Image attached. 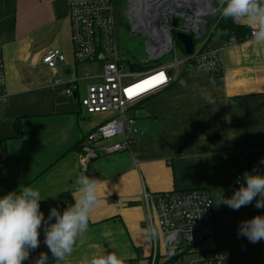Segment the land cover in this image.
I'll return each instance as SVG.
<instances>
[{
	"label": "crops",
	"instance_id": "1",
	"mask_svg": "<svg viewBox=\"0 0 264 264\" xmlns=\"http://www.w3.org/2000/svg\"><path fill=\"white\" fill-rule=\"evenodd\" d=\"M67 11L68 0H0V95L6 96L0 105V195L23 187L38 190L40 210L47 217L50 208L61 210V194L68 193L72 202L77 198L81 173L94 177L99 202L90 212L88 229L58 264H80L102 251L115 252L125 262L149 264L153 242L144 232L142 193L205 189L212 201L214 235L197 250H219L230 264H264V241L251 244L236 233L239 222L264 215V208L249 204L233 211L218 205L221 191L228 198L240 186L232 175L234 155L245 157L241 177L253 169L264 173V46L248 37L253 29L235 22L248 30L243 41L218 39L209 46L219 51L220 77L183 70L167 89L127 109L132 111L125 112L131 130L134 123L146 122L129 150H98L97 158L86 163L80 158L82 141L113 114L88 115L80 105L92 83L79 81L100 82L99 68L95 74L91 64L74 62ZM48 49L64 56L55 69L41 63ZM88 70L92 77L86 79ZM56 79L64 86L76 81L74 94L54 88ZM205 95L213 102L207 103ZM120 141L112 138L97 146ZM38 239L39 247L23 264L48 253L42 232ZM157 242L154 262L163 258L168 264Z\"/></svg>",
	"mask_w": 264,
	"mask_h": 264
},
{
	"label": "built area",
	"instance_id": "2",
	"mask_svg": "<svg viewBox=\"0 0 264 264\" xmlns=\"http://www.w3.org/2000/svg\"><path fill=\"white\" fill-rule=\"evenodd\" d=\"M224 3L225 0H162L152 8L147 0V8L151 12L149 23H154L155 28L151 26L150 30L145 31L150 43L146 48L145 60L140 61L146 63L158 60L166 54H172L173 60L153 69L139 71L129 68L127 72L116 41V20L111 1L68 0L67 17L70 23L73 60L78 64L99 65V76L96 75V78L100 82L86 87L80 105L88 115L104 113L116 115L82 141L80 145L82 161L87 163L97 158L98 150L106 154L129 150L133 143L132 121L126 118V110L167 89L183 70L204 71L210 75L220 74L219 51L211 49L206 41L212 38L208 26L212 23L215 27L220 21L222 17L220 10ZM135 10H139L136 4L128 11L130 19L135 17ZM177 34L191 36L193 43L196 40H203V46L197 52L193 46L190 55H185L181 46L184 56L177 59L174 54ZM248 37L252 38V31ZM154 41H164L165 45L158 52H152L151 44ZM63 61L64 56L58 49H48L41 58V63L49 69H55ZM83 76L87 79L92 77V73L88 70ZM64 85L59 79L53 82L54 88L64 87L66 95H73L76 81ZM3 86L4 71L0 58V89ZM5 103L6 96L1 93L0 105ZM112 138H120L121 141L101 148L97 146ZM244 163V155L233 156L232 175L236 186L241 184L240 169ZM140 202L145 211L144 228L150 225L157 233L164 234L173 229L178 230L174 250L170 252L169 246L163 242L165 247L163 257L167 262L177 261L183 264V259L195 256L194 260L185 264H230L228 258L219 250L196 251L202 242L214 235L212 201L207 190L192 189L154 195L143 192ZM152 242L149 264H155L158 252L157 239H152ZM124 264L135 263L124 261Z\"/></svg>",
	"mask_w": 264,
	"mask_h": 264
},
{
	"label": "clouds",
	"instance_id": "3",
	"mask_svg": "<svg viewBox=\"0 0 264 264\" xmlns=\"http://www.w3.org/2000/svg\"><path fill=\"white\" fill-rule=\"evenodd\" d=\"M220 14L234 22L244 21L253 29L252 40L264 46V0H225ZM180 84L183 86L184 82L180 81ZM204 100L209 104L213 102L207 95ZM260 163L264 164V160ZM241 179L243 183L237 181L240 186L230 197L224 198L221 191L218 205L223 204L233 211L249 204L256 209L264 208V173L253 169L244 173ZM76 185L77 198L72 204L62 211L50 208L47 217L40 210L42 199L38 190L23 187L19 192L0 195V264H23L28 261L30 252L41 243L38 239L41 232L48 253L40 252L31 264H58L72 253L77 239L88 229L91 210L99 202L96 178L81 173ZM144 232L149 239L162 238L169 246L168 250H174L178 230L157 233L149 225ZM236 233L237 238L244 237L251 244L264 241V215L239 222ZM80 264H124V261L115 252L102 251L91 259L83 258Z\"/></svg>",
	"mask_w": 264,
	"mask_h": 264
},
{
	"label": "rangeland",
	"instance_id": "4",
	"mask_svg": "<svg viewBox=\"0 0 264 264\" xmlns=\"http://www.w3.org/2000/svg\"><path fill=\"white\" fill-rule=\"evenodd\" d=\"M136 0H122V2L120 1L119 5H115L114 7V12H115V20H116V33H117V41H118V47H119V51H120V58L125 66V71H129V66L127 63L128 57L137 55V54H141L143 57L142 58H146V48L148 46V44L150 43V39L148 38V36L146 35L145 31L141 30L140 28H135L136 27V19L135 17L130 19L128 17V11L130 10V7L135 6ZM134 26V27H133ZM133 31V32H131ZM214 41L218 42V37L217 34H213L212 38L210 41H208V46H212L213 44H215ZM203 46V40H196L194 42V50L197 52L201 47ZM155 51V49H153ZM174 50H175V58L177 59H182L183 58V52H182V48L181 45L179 43H174ZM173 60V55L172 54H166L164 56H162V58L158 59V60H153L151 61V63H155V64H165V63H170ZM148 62V61H147ZM91 67H89V69L93 70L95 74H97L98 68L99 66L97 64H91ZM89 81L90 83H94V81L96 80H84V81H79V83H83V82H87ZM138 110H135L133 112H136ZM132 112L130 110L126 111V116L130 115L129 113ZM116 115H113V117H115ZM140 125L142 127H144V123H146L144 120H140ZM140 125L136 122L132 125V135L131 138L133 139V137H138L140 135V131H141V127ZM159 241V246L160 250L165 252V247L163 245V241L161 238H157ZM150 243V247H151V241ZM151 250V248H150ZM151 256V255H150ZM195 259V256H191V257H187L185 259H183V264L188 263L189 261H192ZM163 258H159L157 261V264H163L164 262ZM140 264H148L146 262V260H144L142 263ZM260 264H262L260 262Z\"/></svg>",
	"mask_w": 264,
	"mask_h": 264
},
{
	"label": "trees",
	"instance_id": "5",
	"mask_svg": "<svg viewBox=\"0 0 264 264\" xmlns=\"http://www.w3.org/2000/svg\"><path fill=\"white\" fill-rule=\"evenodd\" d=\"M110 1L113 5V8L115 7V5L116 6L119 5L120 1L122 2V0H115V1L110 0ZM114 15H115V12H114ZM212 25L213 24L210 23L208 26V31H211V37L215 33V34H217L218 39L222 42L239 43V42L243 41L248 34V30L245 26L237 25L231 19H226V18L221 17L220 21L215 25V27H213ZM208 41H210V40H207L206 42L208 43ZM142 57L143 56L141 54L140 55L137 54V55L128 57L127 63H128L129 68L141 71V70L153 69V68H156V67H159L162 65V63L161 64H158V63L155 64V63H151V61L143 63L140 60L141 59L145 60V58H142ZM220 75H221V73L218 75L214 74L211 76L212 77H220ZM14 129H15L16 133L18 134L19 129H18V123L17 122L14 124ZM79 151H80V148H79ZM240 172H241V169H240ZM241 178L242 177H240V181L242 184L243 181ZM60 200H61V210L60 211H62L64 208H66L67 206H70L72 204L71 197L68 193L61 194ZM196 251L199 252L197 250V248H196ZM167 263L168 264H181L180 262H177V261H170Z\"/></svg>",
	"mask_w": 264,
	"mask_h": 264
},
{
	"label": "bare ground",
	"instance_id": "6",
	"mask_svg": "<svg viewBox=\"0 0 264 264\" xmlns=\"http://www.w3.org/2000/svg\"><path fill=\"white\" fill-rule=\"evenodd\" d=\"M135 4L139 8V10H138L139 12L137 10L134 11L135 19H136V22H135L136 28H140L143 31L150 30L151 26H153V28H155V25H153L154 23L153 24L149 23V19H150L149 16L151 15V12H150L149 8H147V0H136ZM156 7H157V5H156ZM152 8H154V7L152 6ZM147 24H148V27H147ZM164 45H165L164 41H157V42L154 41L151 44V48H153L155 50L157 49L159 51V49H161V47Z\"/></svg>",
	"mask_w": 264,
	"mask_h": 264
},
{
	"label": "water",
	"instance_id": "7",
	"mask_svg": "<svg viewBox=\"0 0 264 264\" xmlns=\"http://www.w3.org/2000/svg\"><path fill=\"white\" fill-rule=\"evenodd\" d=\"M160 1L162 0H148L149 6L158 4ZM175 41L182 46L185 55H190L192 53L194 43L191 36H187L184 34H177L175 36Z\"/></svg>",
	"mask_w": 264,
	"mask_h": 264
}]
</instances>
